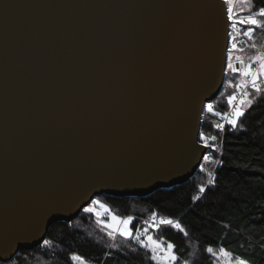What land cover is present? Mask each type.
I'll use <instances>...</instances> for the list:
<instances>
[{
    "label": "water",
    "instance_id": "95a60500",
    "mask_svg": "<svg viewBox=\"0 0 264 264\" xmlns=\"http://www.w3.org/2000/svg\"><path fill=\"white\" fill-rule=\"evenodd\" d=\"M225 12L223 0H0V260L95 195L194 175L209 151L201 109L225 80Z\"/></svg>",
    "mask_w": 264,
    "mask_h": 264
},
{
    "label": "trees",
    "instance_id": "16d2710c",
    "mask_svg": "<svg viewBox=\"0 0 264 264\" xmlns=\"http://www.w3.org/2000/svg\"><path fill=\"white\" fill-rule=\"evenodd\" d=\"M248 5L260 13L249 20L248 34L264 48V0ZM245 55L247 62L254 52ZM242 79L241 71L229 67L225 90L203 115L199 140L217 141L218 147L205 156L215 161L209 182L198 168L183 184L147 196H98L116 215L130 216L133 229L147 226L172 244L179 261L193 256V264H216L210 250L223 249L248 264H264V84L248 90L247 105L233 122L232 99ZM75 257L84 264H160L132 236L112 240L84 208L53 222L41 243L0 264H78Z\"/></svg>",
    "mask_w": 264,
    "mask_h": 264
},
{
    "label": "rangeland",
    "instance_id": "374dc122",
    "mask_svg": "<svg viewBox=\"0 0 264 264\" xmlns=\"http://www.w3.org/2000/svg\"><path fill=\"white\" fill-rule=\"evenodd\" d=\"M248 2L249 0H224V4L226 8V19L228 23L227 40L229 38L230 41L231 38H234L235 35L234 33H232V29L234 28L233 25L235 24V21H237V19L238 20L240 19V16H245L248 17L249 20H252L253 18H256V16L260 15V13L257 12L253 13L250 11ZM226 52H227L226 73L229 67H232L238 71H241L242 76H244L243 71L245 70V66L244 63L242 62L246 60L247 55H245V52L241 53L238 50H230V47H227ZM239 62H241L242 65L240 67H234V65L238 64ZM226 73H225V80L222 90L223 89L225 90V87L228 84V81H226ZM221 92L222 91H220L219 93ZM234 101L232 99V103ZM246 105H247V101L245 99L239 101L238 106L234 109L230 120L234 122L237 119V117L241 115ZM214 106L215 105L213 104V100L208 101L205 104V107L203 108L204 110L203 115L207 107H214ZM228 112L229 110L225 112V116ZM216 142L217 141L213 143L208 141L202 142L203 144L208 146L206 148H208L209 151L205 153L204 157L202 158V162L198 168H202V169L204 168L206 174L205 175L206 182H209L211 179L212 170L215 163L214 160L210 159L209 157L208 158L206 157L210 151L218 150ZM98 196L99 195H95V197L84 207V210L88 212H92L94 214L97 224L102 228H104L109 233L112 240H117L122 237L132 236L134 240H136L142 247L146 248L150 252L152 259L157 263L193 264V258H194L193 256L190 257L188 260L179 261L176 253L174 252V248L172 244L165 242L163 239L157 238L154 232L151 231L150 228L147 226H139L133 229L131 227L132 218L130 216L120 217L116 215L114 211L108 205L102 202ZM161 225H165V224H161ZM210 253L214 257L216 264H248L246 261L232 256L230 253H228L223 249L210 250ZM74 260L78 264H84V262L78 257H75Z\"/></svg>",
    "mask_w": 264,
    "mask_h": 264
},
{
    "label": "built area",
    "instance_id": "2783aa9c",
    "mask_svg": "<svg viewBox=\"0 0 264 264\" xmlns=\"http://www.w3.org/2000/svg\"><path fill=\"white\" fill-rule=\"evenodd\" d=\"M232 33L234 38H231L230 50H238L241 53L245 51H253L254 55L244 63L245 70L243 71L242 83L236 92L232 103V108L238 106V102L245 98L248 90L256 85L264 84V48L255 43L252 37L248 34L250 31V22L248 17L240 16V19L235 21ZM236 26V28H235ZM230 111L226 114L229 116ZM161 223V224H165Z\"/></svg>",
    "mask_w": 264,
    "mask_h": 264
},
{
    "label": "bare ground",
    "instance_id": "6f19581e",
    "mask_svg": "<svg viewBox=\"0 0 264 264\" xmlns=\"http://www.w3.org/2000/svg\"><path fill=\"white\" fill-rule=\"evenodd\" d=\"M224 1V0H223ZM223 18L224 19H221V20H226V23H227V19H226V12H225V15L223 16ZM227 25H228V23H227ZM227 25H226V27H225V32H226V34H225V36H226V38H227V36H228V34H227V29H228V27H227ZM228 42H227V46H228V44H229V38H228V40H227ZM203 108H204V106L202 107V111H203Z\"/></svg>",
    "mask_w": 264,
    "mask_h": 264
}]
</instances>
